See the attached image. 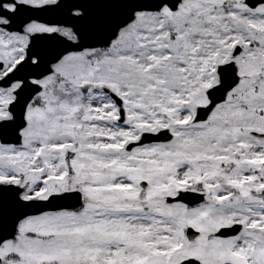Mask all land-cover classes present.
I'll return each mask as SVG.
<instances>
[{
  "label": "snow or ice",
  "instance_id": "6c2138e0",
  "mask_svg": "<svg viewBox=\"0 0 264 264\" xmlns=\"http://www.w3.org/2000/svg\"><path fill=\"white\" fill-rule=\"evenodd\" d=\"M0 264H264V0H0Z\"/></svg>",
  "mask_w": 264,
  "mask_h": 264
}]
</instances>
